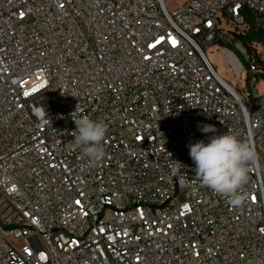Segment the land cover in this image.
<instances>
[{"label": "built area", "instance_id": "built-area-1", "mask_svg": "<svg viewBox=\"0 0 264 264\" xmlns=\"http://www.w3.org/2000/svg\"><path fill=\"white\" fill-rule=\"evenodd\" d=\"M244 9L264 0H0V264H264L260 71L222 44ZM83 115L108 128L98 163L75 144ZM227 132L256 154L239 207L189 156Z\"/></svg>", "mask_w": 264, "mask_h": 264}, {"label": "clouds", "instance_id": "clouds-1", "mask_svg": "<svg viewBox=\"0 0 264 264\" xmlns=\"http://www.w3.org/2000/svg\"><path fill=\"white\" fill-rule=\"evenodd\" d=\"M74 123L76 129L72 133L75 144L82 148L83 155L93 163L102 161L105 157L102 142L107 135V125L88 115L74 119ZM199 130L205 134L216 132L214 125L207 124ZM188 147L196 177L202 185L226 198L231 206H242L247 199L242 189L249 180L248 165L256 158L252 146L241 141L236 134L227 132L211 136L207 143L199 140ZM172 171L173 174L178 173L179 167H174Z\"/></svg>", "mask_w": 264, "mask_h": 264}, {"label": "trees", "instance_id": "trees-1", "mask_svg": "<svg viewBox=\"0 0 264 264\" xmlns=\"http://www.w3.org/2000/svg\"><path fill=\"white\" fill-rule=\"evenodd\" d=\"M242 14L245 18L247 31L244 34L234 35L232 39L225 40L222 44L232 49L233 52L236 51L238 53L241 61L234 52L245 71L249 70L251 64L257 66L260 72L254 74L255 83L257 84L259 81L264 83V62L256 52V46L264 47V15H257L246 9L243 10ZM234 41L240 43V49L234 47ZM248 77H246L245 88L250 91L247 84Z\"/></svg>", "mask_w": 264, "mask_h": 264}, {"label": "rangeland", "instance_id": "rangeland-1", "mask_svg": "<svg viewBox=\"0 0 264 264\" xmlns=\"http://www.w3.org/2000/svg\"><path fill=\"white\" fill-rule=\"evenodd\" d=\"M169 9L174 7V4H179L182 0H164ZM174 2V3H173ZM241 61V57L236 51H234ZM256 52L259 57L264 62V47L256 46ZM207 57L211 64L216 68V72L230 85H235V77H233L232 72L228 66V62L225 57L220 53L217 48H211L207 53ZM244 55V53H243ZM246 58V56H245ZM243 83V81H242ZM256 92L258 95H264V83L262 81L257 82Z\"/></svg>", "mask_w": 264, "mask_h": 264}, {"label": "bare ground", "instance_id": "bare-ground-1", "mask_svg": "<svg viewBox=\"0 0 264 264\" xmlns=\"http://www.w3.org/2000/svg\"><path fill=\"white\" fill-rule=\"evenodd\" d=\"M218 74V73H217Z\"/></svg>", "mask_w": 264, "mask_h": 264}]
</instances>
